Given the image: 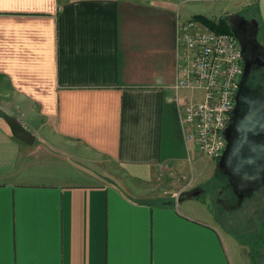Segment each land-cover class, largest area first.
Listing matches in <instances>:
<instances>
[{
    "label": "crops",
    "instance_id": "0c3cea01",
    "mask_svg": "<svg viewBox=\"0 0 264 264\" xmlns=\"http://www.w3.org/2000/svg\"><path fill=\"white\" fill-rule=\"evenodd\" d=\"M214 1L225 16L255 3L0 0V264H232L191 204L150 187L196 150L180 108L199 93L174 89L177 20ZM69 153L101 177L69 171Z\"/></svg>",
    "mask_w": 264,
    "mask_h": 264
},
{
    "label": "built area",
    "instance_id": "2783aa9c",
    "mask_svg": "<svg viewBox=\"0 0 264 264\" xmlns=\"http://www.w3.org/2000/svg\"><path fill=\"white\" fill-rule=\"evenodd\" d=\"M242 73V50L233 33L217 32L194 17H178L174 89L197 91L200 97L181 106L180 121L186 139L211 159H220L226 149L225 130Z\"/></svg>",
    "mask_w": 264,
    "mask_h": 264
},
{
    "label": "rangeland",
    "instance_id": "374dc122",
    "mask_svg": "<svg viewBox=\"0 0 264 264\" xmlns=\"http://www.w3.org/2000/svg\"><path fill=\"white\" fill-rule=\"evenodd\" d=\"M257 1L255 0L252 5L255 10L258 9ZM227 3L225 2V4ZM211 4L214 5L208 7L207 11L203 13L190 7L183 8L181 19H188L193 13H197L194 14V18L203 24L204 22L197 15L208 17L214 22L219 20L221 16L224 18L225 15L219 13L218 2L214 1ZM199 99L200 97L194 100ZM40 142H43V140L39 139L37 141L38 144ZM192 153L191 163L183 166L184 172L178 173L167 166L166 170H160L154 181V186L150 187H156L160 194L167 196V199L172 200L175 205L180 206L184 202L191 204L194 208V214L209 223L210 226L213 225L220 234L222 243L215 252L229 255L232 264H264V186L260 190L258 189V192H254L253 196L245 200L244 205L236 210H224L219 207L215 199L216 194L213 192H203L195 197L188 198L185 194L189 193L193 187L197 185L208 187L212 183L214 178H211L216 165L214 159L204 156L197 149L193 150ZM67 157L71 158L76 166L75 169L73 168L74 170L68 169L69 171L76 173L75 170H80L84 174L92 176L96 174L97 179L101 177L100 166L87 163V161L71 153L64 156V158ZM102 162V165L104 164L103 166L111 172L112 177H118L121 179L120 181L126 179L116 164H112L107 160ZM165 192L168 194H165ZM149 200L158 202L160 199L149 198Z\"/></svg>",
    "mask_w": 264,
    "mask_h": 264
},
{
    "label": "water",
    "instance_id": "95a60500",
    "mask_svg": "<svg viewBox=\"0 0 264 264\" xmlns=\"http://www.w3.org/2000/svg\"><path fill=\"white\" fill-rule=\"evenodd\" d=\"M258 7L264 22V0H258ZM236 103L229 124L225 130L226 149L218 161L230 183L239 193L257 191L264 185V98L250 103L248 111L236 115L243 99L238 91ZM12 134L21 141L33 144L36 136L14 116H7ZM199 192L185 196L195 197Z\"/></svg>",
    "mask_w": 264,
    "mask_h": 264
},
{
    "label": "flooded vegetation",
    "instance_id": "af4514ba",
    "mask_svg": "<svg viewBox=\"0 0 264 264\" xmlns=\"http://www.w3.org/2000/svg\"><path fill=\"white\" fill-rule=\"evenodd\" d=\"M225 21L229 25L231 33L237 38L242 50L243 73L237 86V92H240L243 101L236 113V115L242 116L248 111L252 101L264 98V22L259 7L257 10L245 7L240 11L226 15ZM262 141L264 142V137H262ZM218 161L219 159L215 160L212 183L208 187L197 185L190 192H213L216 194L215 199L219 207L224 210L239 209L244 205L245 200L252 197L254 192H258L262 187L253 193L237 192L224 169L218 167Z\"/></svg>",
    "mask_w": 264,
    "mask_h": 264
},
{
    "label": "trees",
    "instance_id": "16d2710c",
    "mask_svg": "<svg viewBox=\"0 0 264 264\" xmlns=\"http://www.w3.org/2000/svg\"><path fill=\"white\" fill-rule=\"evenodd\" d=\"M197 17L201 21H203L205 24H207L211 29H213V30H215L217 32H228V33H231L229 25L225 21V17L224 18L221 17L219 20H216V22H214L213 20H211L208 17H205L203 15H197Z\"/></svg>",
    "mask_w": 264,
    "mask_h": 264
}]
</instances>
